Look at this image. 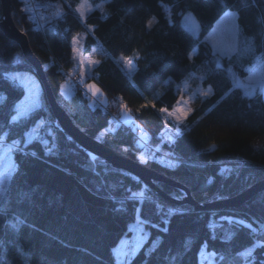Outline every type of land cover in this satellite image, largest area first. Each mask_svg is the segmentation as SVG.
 I'll list each match as a JSON object with an SVG mask.
<instances>
[{"label":"trees","instance_id":"16d2710c","mask_svg":"<svg viewBox=\"0 0 264 264\" xmlns=\"http://www.w3.org/2000/svg\"><path fill=\"white\" fill-rule=\"evenodd\" d=\"M38 1L59 5L64 15L52 19L50 11L43 13L42 19L48 21L41 29L22 11L20 0H10L11 18L43 66L57 102L87 136L138 161L132 132L123 126L108 129L109 114L93 108L68 79L74 66L71 38L81 32L87 33L84 52L100 61L88 80L102 90L109 111L118 115L120 104L126 103L135 122L148 132L151 145L172 150L180 162L178 168L151 162L144 164L146 167L187 189L201 205L231 199L264 181L262 95L257 92L248 99L243 97V89L237 88L220 101L221 95L232 88L229 68L243 79L244 68L255 62V56L264 54V0H228L230 8L239 13L242 35L249 38L255 56L245 55L239 60L233 57L231 61L224 58L221 68L215 66L211 46L200 42L208 26L222 14L218 0H111L105 3L104 13L92 2L94 8L85 13L83 20L75 12L81 0ZM188 11L202 22L199 41L182 28L181 19ZM151 17L155 23L148 28ZM190 49H198L192 62L187 59ZM133 50L139 53V59H135ZM121 53L134 57L136 69L131 78L114 59ZM5 73L33 74V69L17 43L0 31V94L7 97L0 107V135L9 133L4 139L8 145L20 141L19 148L11 153L13 170L6 202L0 206V264H116L112 249L122 236L131 234L126 226L134 222L137 208L149 221L144 225L149 235L131 264H207L199 257L204 247L206 252L215 253L213 264H264V189L239 205L196 209L173 204L157 190L174 199L185 194L182 189L163 182H155L156 190L150 189L100 158L93 164L88 152L60 129L43 92L42 107L28 124L9 125L8 116L14 114L13 105L22 99L24 91L4 79ZM202 74L207 75L203 82L199 80ZM185 80L190 88L212 85L215 94L206 101L199 95L192 101L193 112L185 121L190 131L169 145L163 138L165 118L158 109L171 110L176 105ZM64 82L74 86L70 94H60L59 85ZM148 101L156 108H140ZM210 107L213 111L208 113ZM38 117L50 123L38 130V140L26 145L24 133L35 127L33 121ZM44 140L49 146L57 145L56 154L45 155ZM257 142L259 149L253 147ZM225 168L233 171L221 174ZM209 178L212 183H208ZM142 186L151 200L145 199L143 205L127 200L129 189L135 191ZM112 197L125 199L126 211H116L120 205ZM152 201H158L163 211H158ZM169 207L188 211L169 217L165 233L160 229L165 227L162 217ZM221 217L243 219L252 227L229 223ZM250 246L256 251L245 259L240 253Z\"/></svg>","mask_w":264,"mask_h":264},{"label":"snow or ice","instance_id":"6c2138e0","mask_svg":"<svg viewBox=\"0 0 264 264\" xmlns=\"http://www.w3.org/2000/svg\"><path fill=\"white\" fill-rule=\"evenodd\" d=\"M106 2L111 3V0H106ZM222 14L219 15V18L214 21L213 24L208 26L207 35L203 37V41L201 43L205 45H211L212 48V56L215 58V66L216 68H221L222 65L220 61L224 58L228 60H232L235 57L239 60L240 57L245 55H253L255 56V48L250 43L249 38L244 37L241 32L240 25L238 24L239 13L238 11L232 10L229 6L228 0H218ZM49 7H52L51 5ZM56 11L54 12L52 19L61 18L64 13L60 6H55ZM71 5H69V8ZM190 7V5H189ZM93 10L91 4H89L88 0H81V3L77 5L75 8V12H77L80 18L85 19V13L91 12ZM23 11L28 12L29 9L25 7ZM35 22V21H33ZM155 22V18L149 20L147 27L151 28L152 24ZM92 26L89 25V28ZM183 30L190 34L191 37L195 38L199 41V37L201 34L202 22L197 19V16L193 11H188L187 14L183 17L182 21ZM81 37L79 33L72 35L71 38V52L73 54V59L79 61V77L83 78L88 73L89 69L85 67V59L82 55V45H81ZM95 51V50H93ZM135 59H139V53L133 50ZM196 55H198V49L193 50L190 49L187 54V59L192 62L194 61ZM133 56H125L123 53L117 59L118 64H122L123 68H125L128 73L131 75L132 72L135 71L136 65L134 64ZM19 62V59H18ZM88 65H98L100 63L99 60H88ZM264 69V54L262 56H255V64L253 67L244 68V71L248 73L247 77L244 80H241L236 73L232 72L231 68H229V73L232 77V88L229 91H226L220 97V101L222 102L224 99L230 95L231 91L235 89H243V97L251 99L257 95V90H259L260 95H264V74L261 73V70ZM69 76L72 75L71 72L68 73ZM195 73H192V76H195ZM4 79L7 81L18 84L23 88L24 95L22 99H19L18 102H15L13 105L14 114H9L8 121L9 125H15L17 123L23 122L25 125L28 124L31 117L37 113V110L42 107L40 100V84L39 82L30 75H21L17 74H4ZM207 79V75H200L199 80L201 82ZM83 84V79L79 81ZM74 86H70L67 82L61 83L59 85L60 94L66 95L70 94L71 88ZM84 88L87 90V93L93 98L91 106L93 108L97 106H103L106 108L107 101L103 98L104 93L98 87V85L94 82L84 84ZM189 88V83L187 80L183 82V89L179 91V98L176 101V105L172 107L170 110L168 107H160L158 109L159 113L164 115L166 118L164 119V124L166 127L175 126V132L170 133L167 137V143L169 145H174L177 143L176 137H183L187 131L190 129L185 125V121L188 116L192 114L193 109L188 106L190 101H194L197 96L203 98V100H207L212 95L215 94L214 87L209 85L206 90L197 87L190 97H185L184 90ZM158 98V97H157ZM123 98L121 97V100ZM7 100L6 95L0 94V107L3 106L4 102ZM151 106L153 109L156 108V104L152 101H148L146 104H142L140 108ZM120 119L118 123H123L132 128L135 132L139 130V139L136 141L137 147L142 148L144 143L150 139L149 134L144 130L143 126L137 124L133 118L132 109L128 107L126 103L120 104ZM213 108H209L207 110L208 113H211ZM139 112V109H137ZM35 127L32 128L31 132H25L24 135L27 137L25 140V144H30L34 140H38L39 134L38 130L42 129L46 124L50 122L46 121L43 117H38L35 121ZM183 126V127H182ZM106 132L109 130H105ZM111 131H115V129H111ZM8 132L5 131L3 135H0V150H2V157H7L11 159V153L19 148V140H14L10 145H3L2 142L8 136ZM51 131L49 130V135H51ZM103 135V133L101 134ZM256 149H259L261 145L257 142L255 143ZM43 147L45 149V155H54L56 154L57 145L55 143L52 146H49V141H43ZM213 149L215 148V144L211 146ZM127 151V149H124ZM35 153H33L34 155ZM91 158L93 164H95L98 160V157L95 154L88 153ZM169 156H173L174 154L169 153ZM155 159V156L153 157ZM138 160L141 164H147L149 161L143 156H139ZM168 167L170 168H178L180 166V162L177 159H169ZM18 167V166H17ZM104 171H107L105 168ZM232 169H221V174L223 173H231ZM139 182V178L137 177V181ZM10 183L9 174L5 173L0 176V206H2L6 202V191L7 185ZM208 183H212V179L209 178ZM146 187V186H145ZM130 195L127 197V200L131 201H139L141 205H143L145 199L151 200V197L145 196V191L142 189L140 191H132L129 189ZM185 194H181L175 196L174 199L182 200L184 199ZM117 204L120 205L119 208L115 209L116 211H126V201L125 199L116 200L115 197H112ZM156 204L158 211H163V206L158 201H152ZM187 209L183 207H169L167 211L164 212V216L162 217V223L165 225L162 229L163 232L168 231L167 225L170 223L169 217L174 215H184L187 213ZM142 209H135V220L133 223H130L126 226V230L129 233H136L135 243H132L126 239H121L119 242V246L112 249L114 259L116 264H125L124 258H130L128 260V264H131V259H135L137 255H139V250L143 248V244L145 242V238L149 235L144 231V225L149 223L145 218L141 216ZM222 220H228L229 223H235L237 225H245L246 227L251 228V224H245L243 219H234L233 217H221ZM9 224L13 228H16V224H12L11 221H8ZM19 223H23V221H19ZM153 227H158V225L153 224ZM255 231V229H253ZM156 245H153V251L155 250ZM256 251L254 246H250L247 251H243L240 253L242 257L247 259V257L253 256V253ZM147 255V253H146ZM215 256V253H212ZM223 259V257H221Z\"/></svg>","mask_w":264,"mask_h":264},{"label":"water","instance_id":"95a60500","mask_svg":"<svg viewBox=\"0 0 264 264\" xmlns=\"http://www.w3.org/2000/svg\"><path fill=\"white\" fill-rule=\"evenodd\" d=\"M1 3V18H0V31L6 38L14 41L19 46L25 60L32 66L33 74L38 79L46 103L50 109V112L60 129L67 133L81 148L88 153L95 154L98 158L105 161V164L110 165L113 168L122 170L134 177H138L139 180L148 188L155 189V182H163L170 186L182 189L185 192L184 199L175 200L164 196L160 191L157 193L163 196L169 202L176 205H188L196 209L203 207H221L239 205L246 201L256 192L264 189V181H261L254 186L250 187L246 191L238 194L237 196L223 201H217L210 204L201 205L197 203L190 195L189 191L178 184L170 181L164 176L160 175L156 171L146 167L138 161L130 159L126 155L111 149L96 139L87 136L81 129H79L71 120L66 111L59 105L54 97L52 90L48 84L45 76V71L41 63L33 55L27 37L24 33L20 32L14 25L10 15V0H0ZM156 190V189H155Z\"/></svg>","mask_w":264,"mask_h":264},{"label":"built area","instance_id":"2783aa9c","mask_svg":"<svg viewBox=\"0 0 264 264\" xmlns=\"http://www.w3.org/2000/svg\"><path fill=\"white\" fill-rule=\"evenodd\" d=\"M20 2H21L22 11L25 7H27L29 9V11L28 12L24 11V12L27 14L28 18L31 21H35V24H37L38 27L41 29L44 26V22H45V20L42 19L43 13H47L49 11L55 12L56 11L55 6H57V4L52 3V2H40L38 0H20ZM50 5L52 7H49ZM71 73H72L71 76L68 75V79L70 80V82L75 84L78 87V89L82 92V94L85 98H87L88 100H92L93 98L87 93V91L84 88V83L83 84L80 83L79 82L80 80H78V78L76 76L73 79L72 76L75 74L73 72H71ZM97 108H99L103 112H106L109 114L110 126L108 129H110L111 127L114 128V127H118V126H123L132 132V135H133V137L135 139V143H136V141L139 139V130H136L134 132L132 130V128L129 127L128 125H125L123 123H118V121L120 119L119 116L117 114L110 112L107 107L105 108L103 106H97ZM166 135H165V138L167 139L168 135L167 136ZM136 148L138 150L137 158L139 156L143 155L149 162L154 163V164L159 165V166H162V167H165V168H170L167 166L169 159H177V157L172 152V150L160 149V148L152 146L150 143V139L144 143V146L142 148L137 147V145H136ZM169 153H172L174 155L169 156L168 155ZM154 156H155V159H153ZM142 189L144 190V186L140 187L139 189H137L135 191H140Z\"/></svg>","mask_w":264,"mask_h":264},{"label":"rangeland","instance_id":"374dc122","mask_svg":"<svg viewBox=\"0 0 264 264\" xmlns=\"http://www.w3.org/2000/svg\"><path fill=\"white\" fill-rule=\"evenodd\" d=\"M88 2H89V4H91V6H92V2H95V7H97L101 12H105L104 10H105V3H106V0H88ZM59 6V5H58ZM92 8H94L93 6H92ZM51 12V15H53L54 14V11H50ZM79 15V14H78ZM186 15V14H185ZM184 15V16H185ZM183 16V17H184ZM183 17H182V19H181V25H182V21H183ZM154 17H151L149 20H151V19H153ZM149 20H148V22H149ZM48 21V20H47ZM47 21H45L44 22V24L45 23H47ZM148 22H147V25H148ZM155 23V22H154ZM153 23V24H154ZM152 24V25H153ZM80 34V37L82 38L81 39V45H82V55H83V57H84V59H85V67L86 68H88L89 69V71H88V73L86 74V76L85 77H83V78H81V77H79V61L78 60H74L73 59V61H74V66H73V68H72V72L75 74V75H73L72 76V78L74 79V77L76 76L77 78H78V80H81V79H83V83L84 84H87V83H92V81H90V80H88L92 75H93V69H94V67H95V65H88V63H87V61L88 60H95L90 54H86L85 52H84V47H85V41H86V36H87V33L86 32H81V33H79ZM71 43V42H70ZM211 46V45H210ZM120 56V55H119ZM119 56H117L116 58H114L115 59V61L117 62V59L119 58ZM72 58H73V54H72ZM254 64H255V62L252 64V65H247L245 68H248V67H253L254 66ZM121 66H122V64H120ZM122 68H123V66H122ZM124 70H125V72L127 73V75H128V77L129 78H131V76H132V73H131V75L128 73V71L125 69V68H123ZM261 73L262 74H264V69H262L261 70ZM19 74H21V75H30V76H33L37 81H38V79L34 76V74H30V73H19ZM247 75H248V73H246V75L243 77V79H241V80H244L246 77H247ZM39 82V81H38ZM40 84V83H39ZM197 87H200V88H202V89H204V90H206L207 88H203L200 84H197L196 86H194V87H192V88H188V89H186V90H184V95H185V97L187 98V97H190L191 95H192V92L197 88ZM40 89H41V91H40V100H41V92H42V88H41V85H40ZM181 89H183V84H182V86L180 87V90ZM86 90V89H85ZM87 91V90H86ZM257 92L259 93V90H257ZM262 97H263V100H264V95H262ZM90 102L92 103V100H90ZM188 106H190L191 108H192V101H190V103H189V105ZM119 115V118H120V113L118 114ZM164 118H166L165 116H164ZM126 125V124H125ZM32 130V129H31ZM166 131H164V133H163V138H164V140H167L166 138H165V135L167 134V135H169L170 133H174L175 132V126L171 129V128H169V127H166V129H165ZM29 132H31V131H29ZM166 135V136H167ZM168 137V136H167ZM2 144L3 145H8V144H6L5 142H4V140H3V142H2ZM11 155V154H10ZM0 157H2V150H0ZM138 162H139V160H138ZM12 170H13V163H12V156H11V159H8L7 157H3V158H0V176H2L3 174H5V173H8L9 174V177H10V175H11V173H12ZM136 233H131L130 235H125V236H122L121 237V239H126V240H128V241H130V242H132V243H135V239H136ZM120 239V240H121ZM120 240L118 241V243H117V245L114 247V248H116L117 246H119V242H120ZM155 243V242H154ZM153 243V244H154ZM113 248V249H114ZM201 253H203V254H201ZM212 253H214V252H206V249H205V247L200 251V254H199V257H200V260H201V262L202 263H207V264H213L214 263V259H215V256H213L212 255ZM130 258H124V260H125V264H128V260H129Z\"/></svg>","mask_w":264,"mask_h":264},{"label":"clouds","instance_id":"9594fccd","mask_svg":"<svg viewBox=\"0 0 264 264\" xmlns=\"http://www.w3.org/2000/svg\"><path fill=\"white\" fill-rule=\"evenodd\" d=\"M253 147L256 148V145L254 144Z\"/></svg>","mask_w":264,"mask_h":264},{"label":"crops","instance_id":"0c3cea01","mask_svg":"<svg viewBox=\"0 0 264 264\" xmlns=\"http://www.w3.org/2000/svg\"><path fill=\"white\" fill-rule=\"evenodd\" d=\"M97 8V7H96ZM98 9V8H97ZM99 10V9H98ZM100 11V10H99Z\"/></svg>","mask_w":264,"mask_h":264}]
</instances>
